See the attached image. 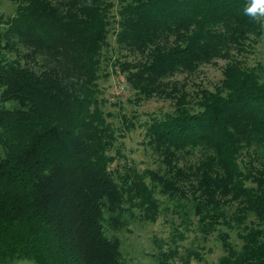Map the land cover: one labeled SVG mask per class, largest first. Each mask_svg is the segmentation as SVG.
Segmentation results:
<instances>
[{
	"label": "trees",
	"instance_id": "trees-1",
	"mask_svg": "<svg viewBox=\"0 0 264 264\" xmlns=\"http://www.w3.org/2000/svg\"><path fill=\"white\" fill-rule=\"evenodd\" d=\"M5 1L0 264H125L110 233L154 222L158 193L186 201L202 237L236 231L238 247L218 234L217 264H264V73L244 64L262 20L244 15L248 0ZM113 50L136 104L171 105L143 126L151 170L120 164L102 109L97 81ZM216 60L218 84L188 92L182 80ZM155 259L188 264L175 247Z\"/></svg>",
	"mask_w": 264,
	"mask_h": 264
},
{
	"label": "rangeland",
	"instance_id": "rangeland-1",
	"mask_svg": "<svg viewBox=\"0 0 264 264\" xmlns=\"http://www.w3.org/2000/svg\"><path fill=\"white\" fill-rule=\"evenodd\" d=\"M14 6L5 0H0V14L9 16L13 13ZM262 20V34L259 42L248 50L245 55V65L262 68L264 73V18ZM112 33L108 41L112 44ZM113 51L103 52L100 65L98 88L101 91L100 99L103 103V111L108 114L107 121L116 127L115 149L122 158L120 164L133 167L139 172L155 168V161L150 150L143 140V126L150 118L160 117L166 111L171 110L169 102L160 99L134 102L132 92L126 87L122 75L116 67L112 66L113 60L118 56ZM224 61L216 60L211 64L201 66L198 71L184 78L186 89L191 92L196 86L212 90L221 79V68ZM184 76L176 75L174 78L180 81ZM121 116L132 125L123 123ZM113 154V152L111 153ZM161 202L159 214L154 222L135 221L128 227V231H122L114 235L120 240V250L125 264H157L155 256L158 252L177 250L178 257L187 259L188 264H217L219 257L224 253L218 234L225 233L229 241L239 246V240L235 236V230H229L219 226L217 232L202 237L194 216L186 207V201H182V207L175 206L166 201L161 195L156 194ZM192 253L197 254V256ZM177 264H185L182 260ZM14 264H31L26 261H18Z\"/></svg>",
	"mask_w": 264,
	"mask_h": 264
},
{
	"label": "clouds",
	"instance_id": "clouds-1",
	"mask_svg": "<svg viewBox=\"0 0 264 264\" xmlns=\"http://www.w3.org/2000/svg\"><path fill=\"white\" fill-rule=\"evenodd\" d=\"M244 15L253 21L264 18V0H248L244 7Z\"/></svg>",
	"mask_w": 264,
	"mask_h": 264
}]
</instances>
